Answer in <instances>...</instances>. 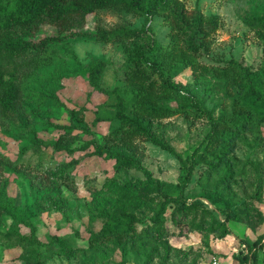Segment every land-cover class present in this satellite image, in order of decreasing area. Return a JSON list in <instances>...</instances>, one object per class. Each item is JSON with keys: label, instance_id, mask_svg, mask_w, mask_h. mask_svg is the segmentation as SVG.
<instances>
[{"label": "rangeland", "instance_id": "obj_1", "mask_svg": "<svg viewBox=\"0 0 264 264\" xmlns=\"http://www.w3.org/2000/svg\"><path fill=\"white\" fill-rule=\"evenodd\" d=\"M182 1L188 10L218 19L214 41L199 61L216 66L234 59L256 73L264 68V42L257 29L243 20L245 15L263 10L264 0ZM143 24L149 26L158 42L168 41L169 27L160 17L147 22L146 18L124 9L99 10L87 17L80 31L91 33L97 25L139 28ZM44 29L51 28L44 26ZM124 42L99 43L89 37H77L66 44L75 58L59 43L44 54L45 65L30 71L17 65L18 74L27 70V75H22L17 111L0 114V188L6 182L5 192L15 196L17 204L24 209L27 220L35 226L38 243L20 238V234H29V228L10 214H1L0 264H23V249L31 251L40 264H210L212 257L220 264H239L236 255L247 251L241 241L251 244L258 237L262 238L263 247L256 250V264H264V122L258 134L245 131L236 140L229 160H235L238 169H232V177L224 188L216 185L221 173L199 167L185 192L188 201L203 202L218 220H223L226 213L236 215L237 222L227 221L231 232L226 237L215 239L205 230L180 235L176 230L174 235L159 241H128L125 252L114 241L88 246L89 232L103 226L102 219L89 220L94 207L92 193L101 189L107 179L136 183L143 180V174L134 169L114 172L113 160L92 155L91 146L67 154L38 146L33 140L35 136L46 143L53 141L63 132L56 125H67L70 134L78 138L73 141L74 146L90 139L105 142L118 121L110 117L108 107L101 110L106 118L92 123L95 106L106 96L97 91L88 96L92 89L83 65L91 56L101 57L105 61L102 85L123 89L120 67L125 59ZM173 80L185 86L183 93L193 96L215 117L230 114L237 91L235 85H225L223 80H216L206 72L196 75L189 67L183 68ZM108 101L112 103L113 99ZM164 101L171 107L176 106L174 99ZM83 125H88L91 132H83ZM208 129L206 120L176 114L155 121L153 132L185 156L200 146ZM134 151L155 177L176 182L179 162L170 152L150 140H136ZM258 182L262 188L260 201L254 199ZM56 187L62 196L58 203L53 199ZM248 202L257 207L260 215L255 216L247 209ZM38 203L44 208L38 209ZM150 215L148 208L139 210L138 230L149 223ZM54 237L68 244V253ZM208 241L211 250L207 247Z\"/></svg>", "mask_w": 264, "mask_h": 264}, {"label": "trees", "instance_id": "obj_2", "mask_svg": "<svg viewBox=\"0 0 264 264\" xmlns=\"http://www.w3.org/2000/svg\"><path fill=\"white\" fill-rule=\"evenodd\" d=\"M103 9H124L146 18L147 22L158 16L169 27V39L166 43L158 42L146 24L139 28L97 25L91 33L81 32L87 17ZM243 20L249 27L257 29L264 42V8L245 15ZM44 26L51 29L45 30ZM217 27L215 16L190 11L182 0H0V114L17 111L22 75H27L28 69L46 64L44 54L48 48L60 43L68 55L75 58L66 45L70 39L89 37L99 43L125 41V59L120 67L123 89L117 85L112 88L102 85L105 61L101 57L91 56L83 65L92 89L88 96L93 91L106 96L95 106L92 123L105 119L101 110L108 107L111 108L110 117L118 121L105 142L90 139L74 146L72 143L78 138L70 134L67 125H56L63 132L53 141L46 143L35 136L33 140L38 146L67 154L84 151L91 146L92 155L113 160L114 172L134 169L143 174V180L136 183L107 179L101 189L92 193L94 207L89 220L102 219L103 226L96 232H89L88 246L97 247L100 241H114L125 252L128 241H159L174 235L176 230L180 235L192 230H205L213 238L222 239L231 232L227 221H238L231 213L218 220L213 210L203 202L188 201L185 197L191 177L199 167L221 173L216 185L224 188L232 177V169H238L236 161L229 160L236 140L245 131L258 134L260 124L264 122V68L256 73L234 59L216 66L198 59L208 53ZM5 64H10V67ZM18 64L27 69L20 72L21 75L18 74ZM186 67L196 75L206 72L216 80H223L225 85L237 87L229 115L215 117L193 96L183 93L186 87L173 79ZM165 99H174L176 106L167 105ZM176 114L203 119L209 124L200 146L185 156L153 132L155 121ZM81 129L85 133L91 132L88 125ZM136 140H150L177 158L179 173L176 182L155 177L141 163L134 151ZM5 184L0 188V215L10 214L23 223L30 231L19 237L37 244L35 226L27 220L16 197L5 192ZM53 192V199L58 203V199H62L61 190L56 187ZM261 198L262 188L258 182L254 199L260 201ZM36 207L41 209L44 205L38 203ZM246 207L255 216L260 215L252 202H248ZM143 208H148L151 215L149 223L138 230L137 224L141 222L139 210ZM168 208L171 209L168 211ZM54 238L68 253V244ZM261 240L258 237L251 244L241 241L247 251L236 255L239 264L257 263L256 250L263 247ZM207 243L211 250L209 241ZM23 253V264H40L31 251L23 249Z\"/></svg>", "mask_w": 264, "mask_h": 264}, {"label": "built area", "instance_id": "obj_3", "mask_svg": "<svg viewBox=\"0 0 264 264\" xmlns=\"http://www.w3.org/2000/svg\"><path fill=\"white\" fill-rule=\"evenodd\" d=\"M210 264H220L219 260L216 257H212L210 260Z\"/></svg>", "mask_w": 264, "mask_h": 264}]
</instances>
